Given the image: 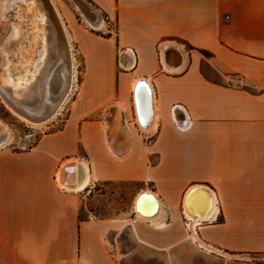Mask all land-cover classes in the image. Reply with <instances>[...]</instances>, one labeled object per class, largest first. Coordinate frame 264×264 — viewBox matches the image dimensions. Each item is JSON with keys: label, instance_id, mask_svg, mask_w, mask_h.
I'll use <instances>...</instances> for the list:
<instances>
[{"label": "crops", "instance_id": "crops-1", "mask_svg": "<svg viewBox=\"0 0 264 264\" xmlns=\"http://www.w3.org/2000/svg\"><path fill=\"white\" fill-rule=\"evenodd\" d=\"M86 1L114 24L106 36L72 24L86 72L69 117L30 149L0 148V264H143V250L172 262L190 240L220 255L264 247V0ZM140 76L158 105L149 132L133 107ZM71 158L87 161L86 193L124 182L157 195V223L134 204L128 218L81 216L82 191L59 177ZM198 183L217 211L195 239L182 205Z\"/></svg>", "mask_w": 264, "mask_h": 264}, {"label": "bare ground", "instance_id": "bare-ground-1", "mask_svg": "<svg viewBox=\"0 0 264 264\" xmlns=\"http://www.w3.org/2000/svg\"><path fill=\"white\" fill-rule=\"evenodd\" d=\"M72 1L92 28L101 30L106 27L105 18L101 17L94 6L86 0ZM15 6L25 9L26 15L29 17L27 25L31 30L30 34L32 33L36 36V44L37 46L39 44V46L35 55L23 56L20 64L15 66L7 54L8 52L3 54V60L0 63V96L13 114L32 127L42 128L48 121L59 114L63 108V104L69 99V96L76 88L77 66L72 34L68 30L64 17L55 0H0V14L4 16L8 10ZM19 34H21L19 27L14 25L5 42L16 39ZM47 40H49V43ZM47 43L49 44V48H46ZM65 60H67V63ZM62 61L64 62L62 63ZM15 68L19 69L20 73H15ZM51 74H55V79L52 82V93L54 96L47 99L48 79ZM134 85L135 81L132 85V99L135 111V101L133 98ZM38 99L40 100V104L37 106L39 107L37 109L35 102L39 101ZM46 100H49V104L41 109L42 104ZM153 102L154 115L152 124L149 130H143L145 132L154 129L159 118L157 112L158 105L155 98ZM11 141V129L6 122L0 119V148L6 147ZM80 171H82L81 178H79ZM59 177L64 188L74 191L84 190L90 184V169L87 161L78 158H71L65 161L59 172ZM145 191L151 192L149 190ZM137 196L134 200L135 210ZM155 196L158 197L157 195ZM215 203L214 197L212 214L205 219L192 218L185 214L189 220V226L192 228L195 239H197V236L194 228L201 221H207L212 218L215 211H217ZM159 206L160 211L156 216L146 217L139 213L137 214L144 220L157 223L156 219L162 210L161 201ZM201 244L204 245L202 242ZM206 247L210 248L209 246Z\"/></svg>", "mask_w": 264, "mask_h": 264}, {"label": "rangeland", "instance_id": "rangeland-1", "mask_svg": "<svg viewBox=\"0 0 264 264\" xmlns=\"http://www.w3.org/2000/svg\"><path fill=\"white\" fill-rule=\"evenodd\" d=\"M60 9L68 30L72 34V24L78 28L88 30L93 35L106 36L112 33L113 28L108 20V25L101 30L92 28L84 19L78 7L72 0H55ZM29 17L26 15L25 9L15 6L7 11L2 16L0 14V46L3 47L6 38L10 34L13 26L19 27L21 34L14 40L8 43V56L12 59L13 65L20 64L21 59L25 55H35L38 49L36 44V36L30 34V28L27 25ZM34 35V36H33ZM35 37V38H34ZM48 38V36H47ZM49 43V40H47ZM47 43L46 48H49ZM73 49L76 57L77 76L76 88L69 96V99L63 104L62 110L53 119L48 121L44 127H32L27 122L13 114L5 105L0 96V119L10 127L12 133V141L6 147L13 150H26L33 147L37 141L46 133L60 129L69 117L70 106L72 100L76 96L86 72V57L81 51L79 43L74 39L72 34ZM1 61V55H0ZM205 70L211 75L215 74L210 70V67L204 65ZM15 73H20L19 69H14ZM148 134V133H146ZM84 152L81 150L80 153ZM140 184L111 182L98 184L91 193L82 191V198L86 208L81 212V216L92 215L99 217H129L130 211L134 204V199L140 189ZM183 206V205H182ZM183 215H185L183 211ZM201 224H208V221H203ZM148 259L143 261V264H264V247L256 250L238 251L231 255L222 253H214L211 250L200 247L195 241H188L175 247L174 260L166 262L161 254H152L145 250L142 251Z\"/></svg>", "mask_w": 264, "mask_h": 264}, {"label": "water", "instance_id": "water-1", "mask_svg": "<svg viewBox=\"0 0 264 264\" xmlns=\"http://www.w3.org/2000/svg\"><path fill=\"white\" fill-rule=\"evenodd\" d=\"M97 10V9H96ZM98 11V10H97ZM99 12V11H98ZM102 18L104 16L99 12ZM183 53L181 52L180 58L183 60ZM64 61H62L63 63ZM67 63V60H65ZM69 66V61H68ZM180 67V66H179ZM179 67H176L177 70ZM55 79V74L49 76V85H48V96L47 99L53 97L52 93V82ZM3 94V93H2ZM133 98L135 101V112L136 120L139 127L142 130H149L152 124L153 115H154V88L150 80L145 76H140L136 78ZM39 100V99H38ZM46 100L41 109L45 108L49 102ZM40 104V100L35 102L37 107ZM177 109H179L177 107ZM82 177V171L79 172V178ZM160 201L159 198L154 195L153 192H140L136 199V213H139L146 217L156 216L160 211ZM214 206V196L213 192L209 186L205 184H195L186 192L183 198V211L185 214L189 215L192 218L205 219L207 216L212 214Z\"/></svg>", "mask_w": 264, "mask_h": 264}]
</instances>
